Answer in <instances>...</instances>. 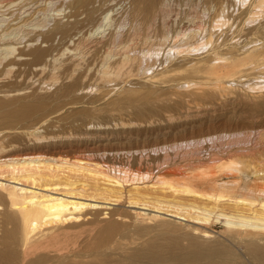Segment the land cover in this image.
<instances>
[{"label": "bare ground", "instance_id": "1", "mask_svg": "<svg viewBox=\"0 0 264 264\" xmlns=\"http://www.w3.org/2000/svg\"><path fill=\"white\" fill-rule=\"evenodd\" d=\"M50 1H47V7H44V10L45 12L46 10L48 12L50 10L55 11V13L51 12L53 13L54 17L56 15L55 19L58 17L57 15H60L62 13L61 11L64 12L65 9H68L70 5L72 9L74 7V10L69 14V16L81 14L83 10L80 11L79 8L82 9V7L86 5V2L84 0H73L68 7L64 6L63 4L62 6L55 7L56 4L52 1L55 4L53 6ZM200 1L204 2L202 10L205 11V9H208L209 7L213 8V11L211 10L212 13L210 14V16H208L207 22L204 21L205 17L203 16L205 15H203V13H200V11H193V14L191 12V15L189 16L188 13V16L191 17L190 20L193 21L196 18V22H192L193 24H191V27H189L188 25V28L183 27V30L180 29L181 27H179L177 24V27H179V29L175 26L176 29L174 28L172 32L168 27V24L169 26L171 24L168 23L166 26L164 20L166 19V17L168 18L170 11L171 13L173 12L174 7L171 8V10L169 8L171 7V3L174 1L131 0L128 7H126L127 4L124 6V8H127V10H125L122 6V8L125 10L123 14L124 16L121 14L123 16L122 19H118H120V23L124 22L123 20H125L126 22L128 21L127 24L129 25L126 32V35H128L127 37L139 36V39L141 40L140 44H142L141 46L143 47H141L136 54L134 52L130 53V48L132 47L130 45L131 42H128V40L122 42L123 40L120 38L122 37V31L121 34L120 31L119 33H117V31L115 30L108 31L110 33L106 38L107 42L102 44V46H105L103 50L104 54L103 56L101 55V58L99 59V62H97V64L95 62L96 67L93 70V73H95L96 76L94 78V82L100 81L103 82V84L105 83V85H107L109 82H112L124 73H126L127 75L130 74L132 72L131 65L134 62L138 63L146 61L150 65V63L152 62L151 55L160 58L161 55L159 57L158 55L163 50L161 54L165 53L166 56L162 54L165 57H161L163 59H160V63L165 64L167 62V65H164L162 71L150 75L147 78L148 82L161 83L160 81L168 80L172 75L173 77H176L175 75L177 74H186L190 76V78H197V76L200 75L198 78L201 77L202 80L205 79L204 82L207 84L212 83V86H215V88H218V90H228L229 88H232V86H237L236 84L238 82H242V87L244 86L252 91L256 90L254 89V86L257 85L255 81L254 86H252L253 84H251L250 82H245L247 79L243 76L247 75L248 72L245 73L246 69H244V67H249L246 66L247 63L245 64V62L248 61V63L252 64L250 65L251 69H262L261 67L264 64V43L261 44L263 46H257V44H259V41L257 42V40H252L251 42L249 41V45L248 43H244L245 45L242 44L239 46L233 45L232 47H235V49L238 51V53L236 54L238 56L233 57V52L230 53V48L226 49V51H222L223 48L221 49V47L218 45L222 41L219 40V37L217 38L220 41H218L219 43L216 42L217 39L216 41H212V36L215 34L214 32L217 31H219L220 33L222 31H226L227 33L229 30H235L233 28H235L236 26H233L236 25V22L239 19L238 17L242 15V17H240V22L243 21L244 24L249 25L247 28H250L251 25H253L250 31L253 33H257V35L260 34L259 36L264 39V23H260V19H263L262 16L264 15V0H252L253 3L250 5L249 9L240 11L238 13V16H234L233 14L235 6H237V9L239 7L243 9L246 7L248 1L250 0ZM252 1H250V3ZM21 3H16V0H0V93L7 94L12 91H19L24 88V86L22 85L26 82V80H28L29 78H32V80H34L36 76L39 77L35 78V80L41 78V81H39L38 84L42 83L43 86L55 84L60 76L68 78L69 82L66 83L65 86H63V94H71L76 90L81 91L86 89L85 91H89L90 89H92L93 84L91 85L86 83L87 85H85L82 82L83 79L89 75L88 72L93 66L90 65L91 67H88V64L84 65V56L87 52L82 51L80 44L83 40L98 43L101 41L100 39H103V37L105 36L104 30L108 26H110L111 22L113 23L115 20V18L114 20L112 18L114 16H112V9H103L100 16L97 18V21H95V23H93V25L89 28L87 34L83 35L77 42H73L71 44V47H69L70 44L67 45L66 43L65 46L62 45V50L60 51V53L58 52L59 55L55 56L54 54L51 57L52 63L50 65V70L48 69L49 72L43 74L45 67L47 66L45 57H48L51 50H53V46H51L50 43V45H48L46 48H40L36 46L34 42H53L57 35H59L58 39L60 40H63V38L65 37H68V39H70V37H73L72 34L74 33V31L78 30L79 28L75 26L76 30H74V24L71 23L68 25V21L66 23H60L57 20L58 22L52 21L54 23L50 24V19L47 18L48 16L46 17L47 13H45V16L41 15L43 16L41 19L38 18L40 20L36 19L37 21L35 23L32 22L31 25L33 26V28H31L32 30L29 29L31 31L28 32L26 30L27 32H25V28L22 27L28 25L27 23L33 21L35 18H32L33 20L29 19L30 21L28 22H26L27 20H23V23H21L20 20L13 22L14 19L16 20L19 17V12H17L16 10H19V8L21 9ZM207 3L209 4V6H206ZM14 4L16 5V9H14L13 7L14 10L11 9L12 11L8 12L10 13L9 16L5 17V10L8 9L4 7H11ZM121 4L123 5L124 3ZM32 7L34 8V6ZM196 7L194 8L196 9ZM44 10H39V14L44 13ZM86 10L85 11L88 12V9ZM69 12H71L70 9ZM66 13H68V11ZM16 14L17 17H13L14 15L16 16ZM175 14L176 13H174V15ZM177 15L176 17H178ZM118 16H120V14ZM172 19L174 20V18ZM157 20H160L159 23L157 22ZM48 22L51 26H48V28H46L47 31L43 32L42 34H35L37 31L45 30L43 29V27L45 24L48 25ZM173 22L171 21V23ZM171 26L173 27V25ZM114 27L115 26H113V29ZM121 28L122 27H120V29ZM108 29L110 30V28ZM240 29L235 31L239 32ZM121 30H123V28ZM31 32H35L34 35H32ZM108 32L106 33L108 34ZM28 33H30L31 36ZM226 33H224L223 36ZM26 34H28L30 37H27L28 35L25 37ZM22 41H24L25 43L27 42L29 48L27 47L26 50H18V52L15 54V50L17 49V47L14 45L21 43ZM226 41L227 40H225L224 42ZM233 42L237 43L238 39ZM237 44H239V42ZM224 48H226V46H224ZM165 50L166 52H164ZM199 51H204V54L200 55L199 53L198 56H195ZM67 53H70L68 55L69 61L68 63L65 61L67 64L63 65L61 63V57ZM16 55L19 57L27 56L28 58H21L24 60L18 61V59L15 60ZM172 55L190 57L184 58V61L181 60L182 63L179 65L171 66L172 63L170 65L168 63L171 57H173ZM10 56H13L12 59L9 58ZM20 63H26L30 65V67L33 65L38 66V70H32L30 67V69L28 68L27 70H20L19 68L17 70H13L14 65ZM168 65L169 67H167ZM242 65H244V67ZM60 66L62 68L58 70ZM16 72L17 74L15 75ZM22 72H24L23 81L19 83L16 78L20 75L19 73ZM167 74H170L169 77L167 76ZM12 76H15V79L13 81L9 80ZM89 77L91 76H88V79ZM255 78L256 76H254L253 79ZM255 80L256 82L258 81V83L261 82L259 81L260 79L257 80L256 78ZM185 81L177 83L176 86L178 88H181L179 84H183L187 88L195 84V82L191 83L190 81ZM263 83L262 85H260L263 86ZM260 85L256 87H259ZM43 86L40 87L42 88ZM99 87L98 89L100 90ZM127 89L129 88L127 87ZM134 89L132 90L135 92ZM39 96L42 97L41 95H38L32 100L27 99L26 101L24 100V102H21V100L16 103V100L0 98V111H8V109L14 108H16L15 110H13L15 112H25L27 110L31 111V109L35 110L36 107L41 104L43 98H40ZM256 130L258 129H255V131ZM241 132H225L222 135L218 133L221 138V142L217 144L218 149L215 148L214 151H212L211 149L212 152L210 151L204 157L200 152V150L202 149H199L198 147L200 146L199 143H203L204 139L202 138V141L199 138L198 140L194 141L193 152L191 153H193V156L198 158L193 166L190 165V163L188 164L186 171H182L181 168H173L169 170L168 162L164 160L165 158L161 161L162 156L160 155V161L162 163L159 164H162V168H165V170L160 169L161 165H158V162H155L159 167L155 171V175H152V177L151 174L153 172L151 173L150 171L148 174L139 175V173L136 174L131 172L130 169V172L123 169H114L113 165L109 166L106 163H103L104 159L99 160L100 162H93L75 157L74 159H70L66 156L60 155H42L43 153H36V155H28L22 153L16 154L18 148L15 147L18 145L14 147V145H12L13 143H9L7 145V143L4 144L0 141V264L65 263L64 260L66 259L69 250L66 249L67 245L65 247L61 246L62 242L68 238H72V236L74 237V235L78 233L79 229L81 230V228L83 227L85 229L94 226V224L98 222V215L102 213H104L105 215L107 213L102 212L104 211L103 209L109 208V206H107L106 204L115 205L122 200L127 203V206L134 208H131V214L135 219L142 218L149 221H157L161 220L163 215H168L179 220L193 221V223L201 224L204 226V228H207L202 229L200 227H192L193 232L198 233L199 236H191L189 238V246L187 248L185 247V251L179 249L182 252L177 253V251H179L177 250L179 247L178 239L174 238L172 240L168 239V242L163 245L152 247L150 251L146 252V255L149 257H161L167 253L175 256L176 261L195 264L200 256L205 255L209 258V264H214L215 262H218L220 264H227V261L229 259H227L226 256L229 253V250L226 246L227 244L224 241L227 239L237 242L238 244H244L247 247L246 250L249 249V252L253 256L257 257L259 261H261V263H264V160L262 159L264 155V151L262 150L264 149H261L264 148V144H260V141H257L258 139L255 140L253 138V144H250L249 146L244 145L245 141H239V137H243L245 135L244 132ZM249 134L245 135L247 139L250 138ZM43 138L45 137H37L36 135L33 137V140H35L36 142L40 139L42 140ZM180 143L181 142H179V144ZM188 143L190 142L188 141ZM192 143L190 144L192 145ZM195 144H197L198 146H195ZM175 145L178 146V144ZM259 148L261 149L263 154H259ZM148 149H150V147ZM136 150L139 149L136 148ZM123 151L121 149V153ZM145 151H147V149ZM145 151L144 153L148 152ZM202 151H205V149ZM125 152H127V150H125ZM125 152H123V154ZM142 152L139 153L141 154ZM157 152H159V150ZM129 153L132 154L133 152ZM199 153L201 155H199ZM104 154L105 152L103 151V156L100 157H104ZM149 155L147 154V157ZM113 156H116V153ZM130 156L131 155L128 156L129 159ZM144 156L146 155L144 154ZM126 157L124 156V159ZM163 157H165V155ZM259 157L262 158L258 159ZM140 158H143L142 155ZM136 162L139 161L137 160ZM140 162L138 163V165L140 164ZM126 166L128 165H125L124 167ZM139 167H141V165ZM138 169H136L137 172ZM5 173L9 175L7 176V179L1 178L2 175L5 176ZM165 173H169V175H166ZM126 186L130 187L128 188ZM143 188H147V190L148 188H153L155 190H161L164 193H171L174 198L176 196H190L200 200V203L196 202L195 200L187 202L178 201L173 197L172 199H166L159 196L150 198V195L148 196L147 193L143 191ZM150 208L153 212H147V210ZM210 216H212V218L214 217L215 221L222 222L225 225L227 231L231 233V235H229L224 240L222 238V240L217 241V243L212 244L207 242V244H204L206 240H201V238H209L212 236L211 231H209L208 227L205 225ZM115 228L116 223L110 222L105 226L104 230L106 233H112ZM86 234L89 235L88 233ZM80 236L78 237L80 238ZM74 239L76 240V238ZM72 245L73 244H71L70 246ZM71 248L73 249V247ZM72 254L73 253L70 254V257ZM230 259V261H232L233 258ZM233 260L236 261V259ZM236 262L240 264V262Z\"/></svg>", "mask_w": 264, "mask_h": 264}, {"label": "rangeland", "instance_id": "2", "mask_svg": "<svg viewBox=\"0 0 264 264\" xmlns=\"http://www.w3.org/2000/svg\"><path fill=\"white\" fill-rule=\"evenodd\" d=\"M47 1L48 0H20V1L16 0V3L22 2L21 3L22 11L20 8L19 10H16L17 12H19L21 16L18 14L19 19L18 18L16 20L14 19L13 22L20 20L21 23H23L24 22L23 20H27L26 22H28L30 20H33L32 18H35L33 21H30L31 23L30 22L27 23L28 24L26 25L27 27L26 26L22 27V28H25L24 29L25 32L27 31L29 32L32 30L31 28H33V26L31 25L32 22L35 23L37 20H40L43 16H45V13H47L46 17L48 16L47 18L50 19L49 21L50 24L54 23L57 20L60 23L62 22L66 23L68 21L69 22L68 25L73 23L74 27L76 26L79 29L77 28L78 30H76V27H75L74 30L76 31H74V33L72 34L73 37L72 38L70 37V39H68V37H65L63 38V40L62 39L60 40L58 39L59 35H57L53 42L51 41L34 42L36 46L40 48H46L48 45H50V43H51V46H53V50H51L52 54L50 52L48 57H45L47 66L45 67L43 74H45L46 72H49L51 68L50 65L52 63L51 57L54 54L55 56L59 55L60 51L62 50V45L65 46V43H66L67 45L70 44L69 47H71V44L73 42H77L83 35H86L89 28L93 25V23H95V21H97V18L100 16L103 9H106V8H109L110 10L112 9V16L114 15L112 18L113 20L115 18V20L113 23L111 22L110 24V26L112 25L111 27L108 26L104 30L105 31L104 32L105 38L103 37L104 40L100 39L101 41L98 43L88 42L86 40L81 41L82 43L80 44V46H81L82 51L87 52L86 55L84 56L85 59L83 63L84 65L88 64V67L90 65L93 66V67L90 66L91 69L88 72L89 73L88 76H91V77L93 76V77L92 78L89 77L88 79V76H87L83 79L82 82L85 85L93 84L92 86L93 88L90 89L91 91L90 90L85 91L86 90L85 89L81 91L76 90L72 93L70 92L71 94L69 93L63 94L62 93L63 86H65L66 83L69 82L68 78L66 77L64 78V76H60V78L55 82V84H50L49 85L50 87H49L48 85L43 86L42 83L38 84V82L41 81V78H39L40 80L39 79L35 80V78L39 77V76H36L34 78L35 81L32 80V78H29L28 80H26V82L22 85L24 86V88L19 91H12L7 94L0 93V98L16 100L15 103L21 100H22L21 102H24V100L26 101L27 99L32 100L36 98L38 95H41L43 97L42 98L39 96L40 98H42V101H41L42 105L40 104L39 106H37L35 110L34 109H31V111L27 110L25 111L26 113L13 111L16 108L8 109V111L7 110L0 111V141L4 144L7 143V145L9 143L11 144L13 143L12 145H14V147L18 145L15 147V148H18L17 150L18 152L16 151V154L22 153V154H28V155H36V153L37 154L43 153L42 155H54V156L60 155V156H66L67 158H70V159H74L75 157V158L86 159L88 161H93V162L94 161L100 162L99 160L104 159L105 162L103 161V163H106L109 166L113 165L114 169L115 168L121 169V170L123 169L128 172H130L131 170V172L136 173V174L139 173V175L148 174L150 171L151 173L153 172L151 174V177H152V175H155V171L159 167L158 165H161L160 169L165 170V168H162L163 165L159 164V163H162L161 161L164 158H165L164 160H166L169 164V167H168L169 170L173 168H181L182 171H186L187 170L186 168L188 167L189 163L190 165L193 166L198 157L193 156V153L191 152H193L194 141L198 140L199 138L202 141L204 139L203 141L204 144L201 142L199 143L200 146H198L197 144H195V146L197 145L199 149H202V150L205 149V151L200 150L203 157L207 153H209L211 149L212 151H214L215 148L218 149L217 144L221 142L220 135L224 134L225 132L227 133L236 132L237 133V132L242 131L241 133L244 132L245 135L251 133L249 134L250 135V138L248 137L249 139H247L245 135L243 137H239L240 138L239 141H245L244 145H247V146H249L250 144H253L254 139L255 140L258 139L257 141H260V144H264V90H263L264 89V83H263L264 82V72H263L264 64L261 67L262 69L260 68L251 69L250 65L252 64L248 63V61L245 62V64L247 63L246 66L247 67L249 66L248 67L249 69L244 67L245 64L242 65L244 69H246L245 73L248 72L247 75L243 76L244 78L248 80V81L246 80L245 82H250L251 84H253L252 86L255 85L254 81L257 84L254 86L255 87L254 89H256V90L253 89L254 91L249 90L244 86L242 87L241 86L242 82H238L236 84L237 86L235 87L232 86V88H229L228 90H221V89L218 90V88H215V86H212V83L207 84L204 82L205 79L202 80L201 77L198 78L200 75L197 76V78L195 77L190 78V76L186 74H180V75L177 74L175 75L176 77H173V75L169 77L170 74H167L170 80L168 79L165 81H160L161 83L148 82L147 78L150 75H153V74H156L157 72L162 71L164 65L165 66L167 65V62L165 64L160 63V59L162 60L166 56L165 53H162L165 56L161 54L163 50L158 55V57L161 55L160 58H157L156 56L154 57V55L153 56L151 55L152 62L150 63V65L146 61H145L146 63L144 61L138 62L139 64L137 62H134L133 63L134 65L133 64L131 65L132 72L130 74L127 75L126 73H124L125 75L122 74L121 75L122 77L120 76L116 78L115 80H113L112 82H109L110 84L108 83L107 85H105V83L103 84V82H100V81L94 82V78L96 75L95 73H93V70L95 69L96 67L95 65L97 64V62H99L101 55L103 56L104 54L103 50L105 46L104 45L102 46V44L107 42L106 38L109 36V33H110L108 31L115 30L117 31V33H119L120 31V34L122 31V34H121L122 37H120L123 40L122 42L127 41V40L128 42H131L130 45L132 47L130 48V53L134 52L136 54L138 50L141 47H143L141 46L142 44H140L141 40L139 39V36L127 37L128 35H126V32H127V27L129 25L127 24L128 21L126 22L125 20H123L124 22L122 23H120L119 21L124 16L123 14L125 10H127V8H124V6L127 4L126 7H128L131 0H84L86 2V5H84L82 9L79 8L80 11L83 10L82 12L83 14L81 13V14L71 15V16H69V14L73 12L74 7L72 9L70 4H71V1L73 0H52L56 5L52 1L49 0L51 4H53V6L55 5V7L62 6V4L66 7L70 5L68 9L67 8L65 9L64 12L61 11L62 15L61 14L57 15L59 18L57 17L56 19H55L56 15L54 17L53 13H51V12L55 13V11L50 10L48 12L46 10L45 12L44 9L47 7V3H48ZM172 1L174 2L171 3L170 5L171 7L169 9L171 10V8L174 7L173 9L175 11L172 9L173 12L171 13L170 11L168 18L166 17L165 20L168 19L169 21L164 20V23H166L165 24L166 26L168 23L173 25V27L170 25L172 27L171 28L168 24V27L169 29H171L170 30L171 32L173 31L175 26L178 29L179 27H181L180 29L182 30H183V27L188 28L187 25L191 27V24L196 22V18L194 19V21L190 20L191 17L189 16L191 15V12L193 14V11H200V13H203V15H205L203 16L205 17L204 21L207 22L208 16H210V14L213 11V8L211 7L208 8L209 10L208 9H205V11L202 10L204 2L200 0H176V1L172 0ZM250 1H248V4L243 9H241L240 7L237 9V6H235V10L233 13L234 16H238V13L242 10L249 9L250 5L253 3L254 0L251 3ZM23 3L26 5H24ZM64 3L67 5H65ZM87 3H88V6H87ZM121 3H124V4L122 5ZM191 4L192 5L196 4V5L192 6ZM30 5L32 9L30 8ZM15 6H16L15 4L11 7L5 6L4 8L8 10H5L4 16L8 17L10 14L8 12L12 11L11 9H13V7L14 9H16ZM32 6H34V8ZM122 6L125 10L122 8ZM206 6H209V4L207 3ZM194 7H196V9ZM83 8L88 9V12H86L87 10ZM41 9L44 10V13L39 14L40 13L39 10ZM69 9L71 10V12H69ZM198 9H201V10H198ZM67 11L68 13H66ZM35 12H38V13H35ZM174 13L176 14L174 15ZM188 13H189V16H188ZM119 14L120 16H118ZM49 15H51L52 18ZM176 15L178 17H176ZM13 17H17V14L16 16L14 15ZM26 17L27 18L29 17V18L27 19ZM240 17H242V15L238 17L239 22L237 21L238 23L236 22V25L233 26V27L236 26L235 28H233L236 31L241 28L239 32H236L235 30L233 31L229 30L227 33L226 31H222L220 33L219 31H217V32H214L215 36L214 35L212 36V41H216V39L219 37V40L222 42H220L218 39L216 42L219 41L221 43L220 45V43L218 42L219 43L218 45L221 47V49L223 48L222 51H226V49L230 48L231 52L230 51L229 52L230 53L233 52L232 53L233 57L238 56L236 55L238 51L235 49V47L234 48L232 47L233 45L239 46L244 43L246 44L248 43L249 45V41L251 42L252 40H257V42L259 41V44H257V46H260L261 44L264 43L263 41L264 39L261 36H259L260 34L257 35V33H253L250 31L253 25H251L250 28H247L249 25L244 24L243 21L240 22V19H241ZM172 18H174V20ZM185 18H188V19H185ZM262 18L264 19V15L262 16ZM263 19H260V23L261 22L264 23ZM159 21L160 20H157L158 23ZM171 21L172 22L174 21V22L171 23ZM49 22L47 23L48 25L46 24L44 25L43 29L45 30L37 31L36 33L31 32V34L32 35H34V33L42 34L43 32L47 31L46 28H48V26H51L49 25ZM177 24L179 27H177ZM113 26H115L116 28L114 27L113 29ZM120 27H122L123 30H121L122 28L120 29ZM108 28H110V30ZM106 32H108V34ZM235 32L238 34H236ZM224 33H226L225 34L226 36L225 35L223 36ZM28 34L31 36L30 33ZM28 34H26L25 37ZM29 35L27 37H30ZM234 39L235 40L238 39L239 44H237L238 42L237 43L233 42L235 41ZM225 40L227 41L224 42ZM27 44L28 43L27 42L25 43L24 41H22L21 43L15 44L14 46L17 47V49L15 50V54L18 52V50H21V49L26 50L27 47L29 48ZM224 46H226V48H224ZM56 49H57V52H56ZM164 52H166V50ZM199 53L200 55H202L204 54V51H199L198 53H196L195 56H198ZM69 54L70 53L64 54L61 57L62 59L61 63L63 65H66L68 63ZM13 56H10L9 58L12 59ZM187 57H190V56H186V57L179 56V55L173 56L170 59L171 62L169 61L168 64L170 65L172 63L171 66L179 65L182 63L181 60L184 61V58H187ZM21 58H28V57L27 56L19 57L17 55L15 56V60L17 59L18 61L24 60ZM169 65L167 67H169ZM29 67L30 65L26 63H20V64H15L13 67L14 68L13 70H17L18 68L20 70H27ZM62 67L60 66L58 70H60ZM30 68L32 70H38L37 69L38 66H35V65L31 66ZM23 73L24 72L19 73L20 75L16 78V80L19 83L23 81V76H24ZM16 74L17 72L15 73V75ZM254 76H256L257 80L260 79L259 81L261 82L260 83H258V81L256 82L255 80L256 78L253 79ZM14 79H15V76H12L9 80L13 81ZM182 81H185V82L190 81L191 83L195 82V84H193L194 86L191 85L193 87L189 86L187 88L183 84H179L181 88H178L176 84L179 82L181 83ZM262 83H263V86H261ZM258 85L260 86L256 87ZM40 86H43V87L41 88ZM126 86L129 89H127ZM98 87L100 88V90L98 89ZM131 88L132 89L135 88L134 89L135 92ZM5 113L6 114L8 113V114L6 115ZM255 129H258V130L255 131ZM214 130L217 132V135ZM212 134L215 136H213ZM36 135L37 137L44 136L45 138H43L42 140L40 139L39 141L35 142V140H33V137ZM188 141L192 143V145L188 143ZM179 142L181 143L179 144ZM182 142L184 143V146ZM175 144H178V146ZM207 146H209L210 148ZM149 147L150 149H148ZM136 148L139 150H136ZM260 148H259L260 151L261 149H264V148H261V149ZM121 149L122 151L124 149L123 152L127 150V152H125L127 154L125 153L123 154V152L121 153ZM144 149L145 150L147 149L148 152L145 151ZM174 149H175V152H174ZM158 150L159 152H157ZM103 151L105 152V154H104V157L101 158L100 156H103L102 155ZM144 151L147 153H144ZM260 151H259V154H263L262 151L264 150H262L261 153ZM129 152H133L132 153L133 156ZM139 152H142V153L140 154ZM112 153L113 155H115L116 153V156H113ZM137 154L138 155L140 154L139 155L140 157L142 155L143 158H140ZM144 154L146 156H144ZM147 154L148 155L150 154V155L147 157ZM201 154L199 153V155ZM123 155L125 157L126 155L127 157L131 155L132 159H131V156H130V159L128 157L129 160L127 159V157L124 159ZM160 155L162 156V159ZM164 155L165 157H163ZM136 158L139 162L141 161L139 165H138L139 162H136L137 161ZM261 158L259 157L258 159H261ZM262 159L264 160V155ZM155 162L156 163L158 162L157 163L158 165ZM125 165H128V166L124 167ZM140 165L141 167H139ZM138 168L140 169V171ZM136 169H138V172ZM165 174L169 175V173H165ZM5 176L2 175L1 178L7 179V176L9 175L5 173ZM126 187L129 188L130 186H126ZM143 191L147 193L148 196L150 195V198L159 196V197H164L166 199L167 198L172 199L173 197L171 193H167V192L164 193L161 190L159 191L153 188H148V190L147 188L145 189L143 188ZM175 198L174 199L178 201L187 202V201L195 200L196 202L200 203V200L195 199L190 196L188 197L187 196H176ZM125 203L126 202L122 200L121 202L115 205L110 204L111 205L110 206L109 204H106L107 206H109V208L103 209L104 211L102 212H107V213L105 215L104 213L99 214L98 222L95 223L94 226H92L91 228H85V229L83 227L81 228V230L80 229L78 230V233L80 234L76 233L74 237L72 236V238H68L65 241H63L65 242V243L62 242L61 246L63 247H65L66 245L68 246L69 244L70 245L73 244V245L72 246L69 245L68 247L66 246V249L69 250L67 256L68 255L69 256L68 257L66 256V259L64 260L65 263H62V264H71V263L72 264H190L188 262L176 261L175 256L171 254L166 253L161 257L152 258V257L147 256L146 252L150 251L152 247L163 245L168 242V239L172 240L174 238L178 239L179 247L177 250L181 249L182 251H185L186 250L185 247L187 248L189 246V238L191 236H199L198 233L193 232L192 227H200L202 229H207V228H204V226L201 224L193 223V221L179 220L177 218H173L168 215H163L162 219L157 220V221H149L147 219H142V218L135 219L131 214V210L134 208L127 206V203L126 204ZM150 209H148L147 212L152 211V209L151 210ZM210 217H209V220L205 223V225L208 227V230L211 231L212 236L209 238H201V240H206L204 244H207V242L212 243V244L217 243V241L222 240V238L224 240L229 235H231V233L227 231V229L225 228V225L222 222L215 221L214 217L213 218L212 216ZM110 222H115L116 228L112 233H106L104 228ZM86 233H88L89 235H87ZM78 236H80V238ZM74 238H76V240ZM224 241L227 244L225 245L227 246L229 250V253L226 256L227 259H229L227 261V264H229L230 262H231L230 264H239L236 261L240 262V264L241 263L242 264H260L261 263V261H259L257 257L253 256L249 252V249L246 250L247 247L244 244L242 243L238 244L237 242L230 241L227 239ZM76 245L78 246V248ZM69 247L70 248L73 247V249L72 248L70 249ZM181 250L177 251V253L182 252ZM69 253L70 254L73 253L71 257ZM230 258L236 259V261L232 259L233 261L232 262L230 261L231 260ZM195 264H209V258L205 255H202L198 258V261ZM214 264H220V263L215 262ZM261 264H264V263H261Z\"/></svg>", "mask_w": 264, "mask_h": 264}]
</instances>
